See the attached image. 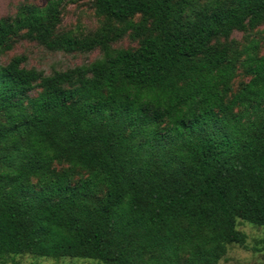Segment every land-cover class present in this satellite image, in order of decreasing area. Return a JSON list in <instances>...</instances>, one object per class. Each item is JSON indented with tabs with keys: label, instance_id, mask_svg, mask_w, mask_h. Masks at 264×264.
<instances>
[{
	"label": "trees",
	"instance_id": "1",
	"mask_svg": "<svg viewBox=\"0 0 264 264\" xmlns=\"http://www.w3.org/2000/svg\"><path fill=\"white\" fill-rule=\"evenodd\" d=\"M74 1L0 19V57L17 40L100 54L0 63V259L219 264L246 247L238 220L264 228V53L229 41L264 0H94L85 32L63 27Z\"/></svg>",
	"mask_w": 264,
	"mask_h": 264
},
{
	"label": "rangeland",
	"instance_id": "2",
	"mask_svg": "<svg viewBox=\"0 0 264 264\" xmlns=\"http://www.w3.org/2000/svg\"><path fill=\"white\" fill-rule=\"evenodd\" d=\"M46 0H0V19L15 17L20 6L24 4H35L43 6ZM99 20L95 15L94 0H76L69 3L64 11L63 27L66 30H77L85 32L97 28ZM261 41L262 53H264V25L255 31H236L229 40L239 48L246 46L250 40ZM136 44L129 38L117 44V47L133 48ZM23 55L26 57L24 66L36 68L50 74L55 70H66L76 66L90 64L99 56V52L90 54H65L52 52L46 48L27 40H17L14 48L0 57V63H8L14 56ZM249 80L244 70L240 68L234 83L236 91L242 83ZM237 229L247 236L246 247L233 244L229 247L228 253L219 264H264V251L262 239L264 228L252 223L238 220ZM0 264H104L91 259L61 258L59 260L37 257L33 255L16 256L7 259H0Z\"/></svg>",
	"mask_w": 264,
	"mask_h": 264
}]
</instances>
